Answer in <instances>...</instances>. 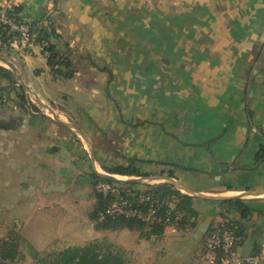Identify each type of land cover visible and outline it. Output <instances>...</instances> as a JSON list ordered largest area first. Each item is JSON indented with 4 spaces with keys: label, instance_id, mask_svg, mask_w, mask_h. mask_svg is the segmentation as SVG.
Wrapping results in <instances>:
<instances>
[{
    "label": "crops",
    "instance_id": "1",
    "mask_svg": "<svg viewBox=\"0 0 264 264\" xmlns=\"http://www.w3.org/2000/svg\"><path fill=\"white\" fill-rule=\"evenodd\" d=\"M158 3L178 6L177 12H154L153 7ZM0 7H21L27 23L47 24L50 17L72 50V60L79 70L71 80L51 76L47 58L37 45L27 52L0 51V57L14 65L19 84L27 86L26 94L37 102L45 101L52 90L62 93L58 96L64 101L72 98L87 101L89 88L77 85L82 80L80 67L85 68V62L90 68L92 62L100 66L116 65V53L122 48V34L126 32L137 35L131 41L136 50L142 47L137 42L145 39V65H156L163 71L161 75L146 74V80L156 87L147 89L143 107L134 114L145 119L130 125L119 143L120 150L110 145V153L115 152L116 156L108 161H105L106 150L98 153L91 134L94 132L98 137L105 130L98 121L107 108L114 117L121 113V108L117 114L111 109V101L108 100L107 106L95 107L81 102V107L70 111L64 105L58 107L55 105L58 101L51 99L48 103L54 114L50 117L43 111L21 113L15 102L16 90L6 94V103L0 105V238L16 230L22 240L23 256L30 260L31 248L42 254L108 238L126 252L130 264H203L200 255L204 237L211 226L225 220L240 223L242 253L264 243V162L254 165L264 138L257 135L254 127L250 142L240 141L238 132L245 133L249 128L242 121L243 114H235V105L238 103L244 109L249 103L245 101L244 90H236L233 84L235 80L241 83L248 80L238 73L264 35V0H0ZM165 18L178 20V27L168 29L162 23ZM123 20L129 26L124 32ZM138 20L143 24L142 29L138 28ZM184 22L188 26L181 24ZM169 32L178 34L177 39L157 40ZM202 33L213 38V46L210 42L208 53L198 54L200 46H204L198 37ZM222 34L226 39L233 34L236 39L219 43ZM181 36L185 40L196 39L190 47L197 50L194 74L180 69H173L177 74L170 72L183 63L176 52L183 47ZM156 48L164 52L162 56L156 54L160 59H151L153 51H161ZM111 49L114 59L110 62L105 50ZM229 49H232L230 54ZM233 52L238 54L235 64ZM216 54L221 58L214 59ZM185 64L186 61L182 66ZM107 67L111 70V66ZM91 70L101 80L108 74ZM174 76L183 88L168 85V81H175ZM102 95L107 97V92ZM252 96L257 97L255 92L248 94L249 98ZM84 103L88 104L89 98ZM72 112L80 118L79 124L73 122ZM258 112L264 119V96L261 103L257 101L248 110V120L255 125L262 121ZM89 114H96L98 121H86ZM239 142L240 150L246 147L243 154L237 153ZM127 159L135 160L148 177L158 179L150 184H161L170 178L191 192L206 196L242 195L241 200L251 214L242 220L223 201L193 197L198 215L195 226L187 230L167 228L162 236L148 240L140 238L135 231H98L89 217L97 201V186L91 174H108L102 165H126Z\"/></svg>",
    "mask_w": 264,
    "mask_h": 264
},
{
    "label": "trees",
    "instance_id": "2",
    "mask_svg": "<svg viewBox=\"0 0 264 264\" xmlns=\"http://www.w3.org/2000/svg\"><path fill=\"white\" fill-rule=\"evenodd\" d=\"M8 15L18 23H27L22 17V8L13 7L8 11ZM48 23L45 21L28 23L31 36L34 37V44L41 47L47 58V66L51 76L54 79L71 80L75 77L79 68L72 60V50L67 42L63 41L62 35L57 32L54 21L48 17ZM1 36L7 39L6 31L0 28ZM10 38H18L17 33H13ZM91 67L101 73H108L110 84L115 77L113 72L107 66H100L91 63ZM16 90V104L21 113L28 114L30 110L40 111L39 107L32 103L24 87L19 84L14 73L3 66H0V105L6 103V94ZM264 162V145H261L255 157V166ZM103 171L111 175L126 177H148V174L141 172L137 163L133 159H127L126 165H102ZM92 180L95 186L99 183L117 184L125 198L130 200L133 207L147 211L152 203L141 202L142 196L151 198L157 206V216L162 222L147 224L138 218H128L125 216H106L100 220L101 214L105 213L110 205L112 198L104 196L95 190L96 205L89 214V217L95 223V229L98 231H118L129 230L138 232L140 238L150 239L153 236H162L166 230L164 221L170 219L178 225V230H187L195 226L197 211L194 208V198L184 194L169 183L161 184H132L111 182L92 173ZM228 205L232 210L240 214L242 220L249 218L251 211L241 199H232L221 202ZM225 225L231 229L237 240V246H242L243 232L237 221L225 220L219 224L213 225L207 231L204 242L211 231L216 226ZM22 240L16 230L10 232L9 236L0 238V264H17L20 258H24L21 251ZM257 245L254 250H257ZM30 255L35 264H130L126 252L111 243L108 239L94 240L85 246L69 247L61 251L38 253L30 249Z\"/></svg>",
    "mask_w": 264,
    "mask_h": 264
},
{
    "label": "rangeland",
    "instance_id": "3",
    "mask_svg": "<svg viewBox=\"0 0 264 264\" xmlns=\"http://www.w3.org/2000/svg\"><path fill=\"white\" fill-rule=\"evenodd\" d=\"M132 7H137L134 4H131ZM157 7H153L155 8L154 12L157 11H161L163 10L164 12H167V10L169 11L168 13H176L178 6H170L167 4H161L158 3V5H156ZM130 7V5H129ZM183 7V6H181ZM130 9L127 10V12H129ZM180 10V9H179ZM167 18V17H166ZM164 20L165 26H167L168 29L171 30L170 27H172V30L178 27V20H174L173 18H169ZM127 19H125V22L127 23ZM123 20V32L129 29V26L126 25ZM144 23V22H143ZM125 24V25H124ZM128 24V23H127ZM138 24V28L140 27V29H142L143 24H141V22L138 20L137 22ZM186 24L187 23H181ZM197 24V23H196ZM134 24H132L131 26H134ZM188 26V25H187ZM131 30V29H130ZM164 35V36H163ZM162 36H158L157 40L161 41V39L164 38H168V41H171L173 37H175V39H177L178 34H171L169 33H164ZM136 34H132L129 32H126L124 34H122V48L121 50H117L116 53V58L114 60V63L116 65H111V64H107V66H111V70L113 69L115 72L114 77H116L115 83H108V79L109 76L108 74H105V80H101V78L99 79L94 70H91L92 68L88 67V62H85V68L80 67L83 71L81 72V82L77 83V85L79 86H84L85 88H89V103L85 104L84 102H88V98L86 99L87 101H81V100H75V99H69L67 101L62 100L56 91L52 90L53 86L49 84V86L51 87V90L53 93L49 94L50 97H47L45 101H42L43 104L51 106L48 102H51V99H56L58 102L55 103V105H57L58 107H60V105H64V107L69 108V110L73 111L75 108H77V106L81 107V102H83L82 104L85 105H91L93 107H95L96 105H105L107 106L108 104V100L111 101L110 107L111 109H115L116 114L118 113V109L121 108V113H118L117 116L114 117L113 114L110 113L109 109L107 108L105 113L101 114V120H97L95 119L97 117L96 114H89L90 116L85 117L86 121L87 120H91V121H98L100 123V127L105 128V132L101 131L100 134L98 135V137H96L95 133L92 132L91 136L93 138V142H95V145L97 144V148H98V153H101L100 151L102 150H106L105 152H107V156H106V160L108 161V159L114 158L116 156L115 152L112 154V152L110 153L109 148L110 145L115 147L116 150H120L121 149V145L119 144L121 142V139H123L124 134L126 132H128L130 125H137L140 122H143L145 118H137L134 116V114H136L135 110H139L143 107V103L146 100L147 97V89L149 88L150 90L154 87H156V85H154L153 87L151 86V83H149L146 80V74L149 73H154V74H162V67H157L156 65L154 66H149L147 67L145 65V56L147 51L144 49L145 48V39L141 41V43L137 42L138 44H142V49L139 48L138 50H136L133 46V44H131L132 40H135L136 38ZM196 37H197V33H196ZM198 37H201V40L204 42V46L201 45V49H199L198 54L201 53H208V44L211 42L212 46H213V38H210L209 35L207 34H199ZM222 38L218 37V42L219 43H231L232 38L236 39L235 36L233 34H230L228 39H226L225 34H222L221 36ZM261 39L256 42L255 44V48H253V50L250 52V54L248 55V58H246V61H244V63H246L245 66H242V70H240V72L238 73L239 77L244 78V79H248L246 83H241L238 80H235L234 87L236 90H244V97H245V101H247L249 103V105H247L244 109L240 108V104H236V108H235V114L238 115L239 113L243 114L242 116V121L248 126L249 131L246 130L245 133H243L241 130L238 132V137L241 140L244 139H248L249 143L253 137V132L252 129L254 127L257 128V135H259L260 137L264 138V119L262 118V114L260 112V114H258L260 116V119L262 118V121H260V123H258L257 125H255L254 123H252L251 121L248 120V110L249 108H251L253 105H256V102L262 101V96H264V35L260 36ZM193 39V41H191ZM212 39V40H211ZM263 39V40H262ZM181 40V43L183 45V47H181V49L176 50V52L178 53V55H180L179 59H181L183 61V63L186 61V64L182 66L183 63H181V65H176V67L171 68L170 72H173L174 74H177V72L175 71L176 69H180L183 73H186V71L190 72L191 74L195 73L197 71V66H194V60L197 59V50L195 51L194 49L191 50V46L194 44V41L196 39L191 38V40H185V38L183 36H181L179 38V41ZM178 41V42H179ZM236 41V40H235ZM191 42H193V44H191ZM161 43H159L160 45ZM199 47V48H200ZM159 48V47H158ZM156 48V49H158ZM162 49V48H161ZM158 49V50H161ZM112 51L111 50H105V54H107V56H105L106 58H109V61L111 62L112 59H114L112 57ZM232 49H229L228 52L229 54L231 53ZM149 52V50H148ZM151 52V51H150ZM155 54L154 55H150V56H154L151 57V59H160V58H156V54L159 56H162L161 52H164L163 50L161 51H153ZM167 52V51H166ZM172 54V51L170 52V55ZM238 56V54L236 52H233V60H234V64L236 63V57ZM111 57V58H110ZM177 57V54H176ZM213 58V57H212ZM221 58V56L219 54H216L214 59H219ZM108 61V60H107ZM117 61V62H116ZM238 62V61H237ZM191 64V65H188ZM238 64V63H237ZM0 66L9 68L6 64L1 63L0 62ZM87 66V67H86ZM175 69V70H173ZM247 71V73H246ZM171 74V73H169ZM175 77V76H174ZM174 80H172V82L168 81V85H172V86H176L178 88H183L184 85H182V82H180L176 77L174 78ZM174 81V82H173ZM162 83V82H161ZM167 83V82H166ZM170 83V84H169ZM110 86L112 87V89L110 88ZM158 86V85H157ZM55 89V88H54ZM119 91L121 94H119L117 91ZM107 92V97H103V93ZM255 92V94L257 95L256 98L253 99V96L251 98L248 97V94ZM62 94V93H60ZM94 95V96H93ZM30 99H33L35 101V98L32 95L28 96ZM123 98V99H122ZM103 100L105 103H103ZM106 100V101H105ZM259 104V103H258ZM35 105L37 107H39L40 113L43 111L44 113H46L48 116L53 117V114L51 113V111H49L48 109H45L41 104H39L37 101H35ZM54 105V104H53ZM54 105V106H55ZM137 107V108H135ZM54 108V107H53ZM133 108V109H132ZM42 109V110H41ZM130 110H132V113L130 112ZM141 113V112H140ZM70 115L73 118V122L75 123H80L81 120L80 118L76 117L73 112L70 113ZM88 118V119H87ZM126 120V123H125ZM70 122V121H69ZM92 123V122H91ZM117 124V126L115 127L114 124ZM89 132H91V130H89ZM113 142V144H112ZM115 143V145H114ZM240 143L239 142L236 145V149H237V153L238 154H243L244 150H246V147L242 148L240 150ZM248 148V146H247ZM249 150V148H248ZM252 164V163H251ZM108 165H111L110 163H108ZM236 165V163H235ZM132 178H136V177H128L127 179H132ZM120 179V178H118ZM126 179V180H127ZM0 200H1V195H0ZM108 239V238H106ZM109 240V239H108ZM87 245V244H85ZM80 245L82 246H85ZM76 247V246H75ZM32 260V261H31ZM27 259V258H20V260L17 262V264H35V261L33 259ZM31 261V262H30Z\"/></svg>",
    "mask_w": 264,
    "mask_h": 264
},
{
    "label": "built area",
    "instance_id": "4",
    "mask_svg": "<svg viewBox=\"0 0 264 264\" xmlns=\"http://www.w3.org/2000/svg\"><path fill=\"white\" fill-rule=\"evenodd\" d=\"M10 8L0 7V28L6 31L7 39L4 40L0 32V51L16 50L17 52H27L28 49L36 46L34 37L31 36L28 23H18L8 15ZM13 33L18 34V38H10ZM46 56V54H45ZM97 191L104 196L112 198L105 213L101 214L100 220L106 216H125L128 218H138L147 224L162 222L157 216L158 206L151 201L148 196H142L141 202H150L152 205L147 211L133 207L130 200L124 197L117 184L99 183ZM167 228L178 230V225L174 221L167 219L164 221ZM237 238L231 229L225 225L216 226L210 232L204 242L205 250L200 255L203 264H264V243L257 250L242 253L237 246Z\"/></svg>",
    "mask_w": 264,
    "mask_h": 264
},
{
    "label": "water",
    "instance_id": "5",
    "mask_svg": "<svg viewBox=\"0 0 264 264\" xmlns=\"http://www.w3.org/2000/svg\"><path fill=\"white\" fill-rule=\"evenodd\" d=\"M0 62L6 64L9 67V69H11L12 72L15 75H18L17 74V71H16V69L14 67V65L10 61H8L7 59H4V58L0 57ZM24 87L26 89H28L26 85H24ZM28 91H30V90H28ZM34 95H36V94H34ZM38 103L41 104L45 109H48L49 111H51L52 114H54L53 109L50 106L43 104V102L40 99H38ZM64 124L65 125H68L66 123H64ZM74 129L76 131L78 130L75 127H74ZM98 176H100V177H102L104 179H107V180H109L111 182H116V183L150 184L151 182L158 181V179H156L154 177H136V178H132V179H128V180H123V179H118L119 177H116V176L111 175V174H98ZM163 183H169V184L173 185L175 188H177L178 190L182 191L184 194H187V195H189L191 197H194V198H201V199H208V200H216V201H226V200L241 199V198H243L242 195L241 196H236V197H230V198H221V197L206 196V195H203V194L194 193V192H191L190 190L186 189L185 187L179 185L174 179H170V178L167 179V180H165V181H163ZM254 195H259V194H254Z\"/></svg>",
    "mask_w": 264,
    "mask_h": 264
}]
</instances>
